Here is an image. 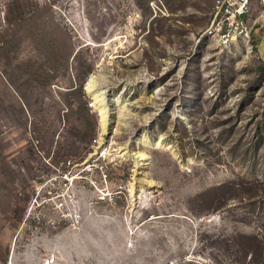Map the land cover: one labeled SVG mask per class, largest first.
<instances>
[{
    "label": "rangeland",
    "instance_id": "rangeland-1",
    "mask_svg": "<svg viewBox=\"0 0 264 264\" xmlns=\"http://www.w3.org/2000/svg\"><path fill=\"white\" fill-rule=\"evenodd\" d=\"M215 2L0 0V264H264V65Z\"/></svg>",
    "mask_w": 264,
    "mask_h": 264
},
{
    "label": "built area",
    "instance_id": "built-area-1",
    "mask_svg": "<svg viewBox=\"0 0 264 264\" xmlns=\"http://www.w3.org/2000/svg\"><path fill=\"white\" fill-rule=\"evenodd\" d=\"M264 8V0H216L214 7L215 21L222 31V38L228 39L233 29H245L253 6Z\"/></svg>",
    "mask_w": 264,
    "mask_h": 264
},
{
    "label": "crops",
    "instance_id": "crops-1",
    "mask_svg": "<svg viewBox=\"0 0 264 264\" xmlns=\"http://www.w3.org/2000/svg\"><path fill=\"white\" fill-rule=\"evenodd\" d=\"M256 55L264 65V8L254 5L250 14Z\"/></svg>",
    "mask_w": 264,
    "mask_h": 264
},
{
    "label": "bare ground",
    "instance_id": "bare-ground-1",
    "mask_svg": "<svg viewBox=\"0 0 264 264\" xmlns=\"http://www.w3.org/2000/svg\"><path fill=\"white\" fill-rule=\"evenodd\" d=\"M94 92L95 91L90 90L89 93L93 96V98H96L97 99V96L94 94ZM102 123H103V126L106 127V125H107V116H106V114L104 113L103 110H102Z\"/></svg>",
    "mask_w": 264,
    "mask_h": 264
}]
</instances>
